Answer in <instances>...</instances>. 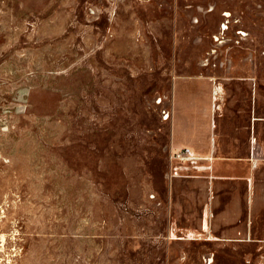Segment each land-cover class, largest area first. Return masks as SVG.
<instances>
[{
    "label": "rangeland",
    "instance_id": "rangeland-1",
    "mask_svg": "<svg viewBox=\"0 0 264 264\" xmlns=\"http://www.w3.org/2000/svg\"><path fill=\"white\" fill-rule=\"evenodd\" d=\"M245 62L264 93V0H0V264H264V158L173 180L163 119Z\"/></svg>",
    "mask_w": 264,
    "mask_h": 264
},
{
    "label": "crops",
    "instance_id": "crops-1",
    "mask_svg": "<svg viewBox=\"0 0 264 264\" xmlns=\"http://www.w3.org/2000/svg\"><path fill=\"white\" fill-rule=\"evenodd\" d=\"M244 72L243 76L201 75L174 80L166 119L171 124L170 152L186 148L211 157L212 162L211 172L202 177L173 180L223 181L252 187V166L264 158V93L247 62ZM238 212L225 222L236 220ZM201 231H208L206 220Z\"/></svg>",
    "mask_w": 264,
    "mask_h": 264
},
{
    "label": "built area",
    "instance_id": "built-area-1",
    "mask_svg": "<svg viewBox=\"0 0 264 264\" xmlns=\"http://www.w3.org/2000/svg\"><path fill=\"white\" fill-rule=\"evenodd\" d=\"M224 22L219 27L220 33L227 32L229 27V13H223ZM236 35L243 40L247 37V33L242 30H237ZM214 41H219L218 37H214ZM169 114H164L163 119H168ZM211 157H201L189 149H180L172 151L169 154V174L171 178H199L205 173L211 172Z\"/></svg>",
    "mask_w": 264,
    "mask_h": 264
}]
</instances>
